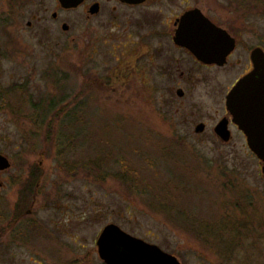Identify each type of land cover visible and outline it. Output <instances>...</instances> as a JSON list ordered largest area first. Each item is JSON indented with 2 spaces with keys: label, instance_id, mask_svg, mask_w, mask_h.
Here are the masks:
<instances>
[{
  "label": "rangeland",
  "instance_id": "obj_1",
  "mask_svg": "<svg viewBox=\"0 0 264 264\" xmlns=\"http://www.w3.org/2000/svg\"><path fill=\"white\" fill-rule=\"evenodd\" d=\"M46 1L47 20L30 27L0 10V153L11 162L0 175V264H102L95 240L108 223L183 264H264L261 163L238 128L228 140L214 132L223 88L251 48L264 49V0H98L89 18ZM191 7L238 39L224 68L196 67L168 37ZM77 107L83 116L64 128L81 129L76 149L56 136ZM60 150L74 173L59 168ZM185 219L212 224L227 257L175 224Z\"/></svg>",
  "mask_w": 264,
  "mask_h": 264
},
{
  "label": "water",
  "instance_id": "obj_2",
  "mask_svg": "<svg viewBox=\"0 0 264 264\" xmlns=\"http://www.w3.org/2000/svg\"><path fill=\"white\" fill-rule=\"evenodd\" d=\"M62 7L76 6L82 0H58ZM138 4L145 0H121ZM98 4L90 7L91 14L98 11ZM175 43L188 48L204 63L222 65L234 47V38L223 28L211 22L198 7L185 11L178 21ZM67 29V26H63ZM253 70L239 79L226 96V107L232 120L244 132L248 147L264 163V51L260 47L251 50ZM182 95V91H177ZM203 123L195 126L201 132ZM221 139L228 140L227 121L215 126ZM10 167L9 159L0 153V171ZM264 177V164L261 167ZM1 184V183H0ZM97 253L105 264H182L158 245L135 237L114 223L103 226L96 239Z\"/></svg>",
  "mask_w": 264,
  "mask_h": 264
},
{
  "label": "flooded vegetation",
  "instance_id": "obj_3",
  "mask_svg": "<svg viewBox=\"0 0 264 264\" xmlns=\"http://www.w3.org/2000/svg\"><path fill=\"white\" fill-rule=\"evenodd\" d=\"M114 1L118 2L122 5H126V6H139V5L143 4L142 3V4H138V5H128L126 3H122L120 0H114ZM146 1H148V0H146ZM2 2H3L2 3L3 8H0V10H1V12L6 11L5 13L7 14L8 20L11 23L16 24L18 22H21L22 19L26 18V21H25L26 26L30 27L34 23L45 22L47 20V18L45 17V14L49 13V2H47L46 0H2ZM57 2H58V0H57ZM95 3H97L99 5V11H98V13H99L101 11L102 5H101L100 1H98V0H82L81 3H79L76 7L68 8V9L62 8L60 6L59 2L57 3V5L59 6L58 8H62L63 10H72V9H77V8L82 7L84 10H86L89 13L90 7ZM28 4H30V7H28ZM187 9H190V8H186L185 10H187ZM185 10H183L178 16H175L172 24L169 27V31L167 32L168 37L171 39V41L174 44V47L177 48L178 50H181L182 52L188 54L190 59L192 60V62L196 65V67H198L200 69H213V68L222 69L225 66H227L230 63V58L233 56L234 50L237 48V45H238V39L234 35H232L227 29L226 30L230 33V35L233 36V38L235 40V45H234L232 51L227 55L226 61L223 65H218L216 63H204V62L198 60L188 49H186L185 47L180 46L177 43H175L174 35H175L176 27L178 25L177 18L180 17V15ZM98 13L92 14V15L90 14V15H87L86 17L87 18H89V16L93 17V16H96ZM26 15H28V16H26ZM50 17H51V21L56 23L57 25H60V27L63 31H66L63 29V26H65V25L67 26V30H68L69 25L67 24V22L65 20L60 19V15H59L58 10H52L50 12ZM216 25H218V24H216ZM253 48H251L249 50V55H248L247 59L245 60V62L243 63L241 71L238 72V74L233 78V80L231 82H229V84H227L225 86V88H223V90H222V100L224 103V113L219 119H217V122L223 118L227 119V125H228V129L230 130V133H231V128L229 127V125H231L233 128H237V126L232 123L231 115L226 110L225 98H226V95L228 94V92L230 91V89L236 83V81L238 79H240L241 77H243L244 75H246L247 73H249L253 69L254 66H253V63L250 59V53H251V50ZM177 90H181L183 92V89L181 87L177 88ZM202 123L204 124V127H205V122H202ZM241 134H243V133L241 132ZM2 172H0V175ZM2 185L3 184L1 182L0 186H2Z\"/></svg>",
  "mask_w": 264,
  "mask_h": 264
},
{
  "label": "trees",
  "instance_id": "obj_4",
  "mask_svg": "<svg viewBox=\"0 0 264 264\" xmlns=\"http://www.w3.org/2000/svg\"><path fill=\"white\" fill-rule=\"evenodd\" d=\"M2 93H0V99H1ZM63 100V96L60 97L59 101H52L49 103V112L61 101ZM80 105V104H79ZM34 110L39 111L40 107H33ZM46 111V108L44 109V112ZM72 112V118L70 117V114H68L69 112H64L60 123V129L58 128L59 133L56 136V140L57 141H61L62 144H67V145H71L74 146L75 144H73V138L74 137H79L82 133L81 129L75 128L72 133L73 134H68L67 132H64V128L67 127L69 125V122L72 123V121H76L78 120L80 117H82V112L80 111V109H78V107L71 111ZM40 113V112H39ZM71 118V119H70ZM52 118L49 119V122L52 123ZM73 127V126H72ZM79 146L75 145L74 148H78ZM75 149V150H76ZM74 150V151H75ZM73 151V152H74ZM73 152H71L73 154ZM70 153H66V151L60 150L59 151V155H57L58 157V166L61 170L66 171V172H72L74 173L77 170V166H75L74 164H72V162L69 161ZM87 163V162H86ZM85 163V164H86ZM91 164L90 168L94 167L95 163L93 162H89ZM84 164V165H85ZM83 162L78 164V166H82ZM112 177H117L114 176L113 174H111ZM30 181L27 182L24 186L25 187H29L30 190H32L33 188V178L29 179ZM20 202V200L18 201V203ZM24 204L21 205V207ZM20 212H23V210H20ZM199 222H195L191 219H185V222H182L181 224H177L175 222L176 225L182 227V229L189 233V234H195V236L204 242H210L213 244V246L215 247V252L216 254L224 259L227 257L226 252H227V247L223 245L221 237L219 234H214V232L216 233L217 230L212 224H210L209 222H203V220H197ZM210 230L211 234H209V232L207 231ZM214 231V232H212ZM103 264V263H102Z\"/></svg>",
  "mask_w": 264,
  "mask_h": 264
}]
</instances>
